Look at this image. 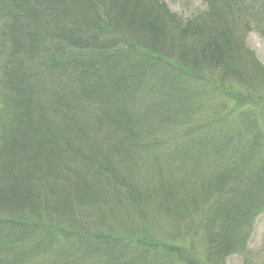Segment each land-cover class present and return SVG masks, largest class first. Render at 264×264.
<instances>
[{"label": "trees", "instance_id": "1", "mask_svg": "<svg viewBox=\"0 0 264 264\" xmlns=\"http://www.w3.org/2000/svg\"><path fill=\"white\" fill-rule=\"evenodd\" d=\"M210 4L207 20L217 42L208 36L197 49L183 48L180 66L185 74L230 65L239 72L250 64L242 50L232 49L231 33L251 24L247 18L253 10L258 15L255 24H264V0L242 8L232 0ZM161 11L174 16L160 0H0V87L8 113L5 124L0 115V264H24L39 251L67 249L71 239L96 258L92 264H194L175 245L135 244L97 233L82 239L61 229L71 223L75 203L74 209L88 203L98 208L117 197L110 204L124 198L140 204L148 193H138L129 176L143 162L144 173L158 180L161 200L171 207L166 211L179 214L187 209L191 197L179 188L196 176L201 177L200 194L224 189L213 216L203 221L209 249L224 255L242 249L253 219L264 211V164L250 167L251 152L243 154L239 139L228 149L240 147L226 156L219 147L211 150L217 162L207 166L145 161L155 148L154 134L163 132L167 122L161 110L151 117L140 109L142 97L159 90L162 80L188 81L167 57L180 54L182 45L161 42L164 35L157 32L172 29L179 39L193 43L203 25L198 19L194 24L193 19L172 20L171 25ZM259 28L264 35V27ZM147 136L151 145L143 144ZM204 139L215 140L211 135ZM50 180L60 182L61 192L40 196L44 181L51 189ZM238 182L244 188L233 192ZM30 195L36 196L35 204L29 203ZM32 205L43 208L39 212ZM23 214L33 219L26 222L19 218ZM53 217L58 227L49 224ZM53 227L60 230L54 232ZM238 233H244L242 240Z\"/></svg>", "mask_w": 264, "mask_h": 264}, {"label": "rangeland", "instance_id": "2", "mask_svg": "<svg viewBox=\"0 0 264 264\" xmlns=\"http://www.w3.org/2000/svg\"><path fill=\"white\" fill-rule=\"evenodd\" d=\"M160 1L174 15L168 17L161 11L170 24L172 20L178 19L180 23L193 19V24L195 19H198L203 24L199 28L201 33L198 35V42L194 41L193 43L191 39L187 41V37L179 39L175 30L158 29L157 35H164L161 42L170 41L171 43H167L176 47L179 44L182 45L180 54L176 51L175 54L167 55V57L176 63L185 74L180 66L181 62H184L183 55L186 53L183 48L188 45V48L197 49L201 41L213 34L209 27L210 20L207 19L210 15L209 10L212 8L210 3H216L217 0ZM259 1L261 0H232L233 4L239 8L248 4H257ZM223 11L225 12L224 9ZM253 12L254 10L247 18L251 24L239 26L233 32L234 34L231 33V41L235 44L232 49L234 51L242 50L250 64L239 69V72H235L234 67L230 68L231 65L222 68V70L212 69L209 66L208 68L203 67L201 72L190 71L191 75L185 74L188 78L186 84L179 81L163 82L162 80L159 90L150 93L149 96L142 97V105L140 104L138 107L148 111L151 117L161 110L160 117L166 118L167 122L165 123L167 127L163 132L160 131L159 135L154 134L157 137L152 140L155 148L151 147L149 156L144 157L146 163L148 161L152 164L178 165L182 161L183 163L196 162L207 166L217 162L210 155L211 150L219 147L221 155L226 156L240 147L238 144L236 147L228 149L230 144L235 145L239 139V143L245 146L243 154L251 152V156L247 158L251 163L249 166L255 170L264 164V35L259 33V27L263 28L264 24H255L254 20L258 15ZM238 21L240 23V19ZM258 25L260 26L258 27ZM3 27L4 24L0 20V32ZM211 37L217 42V33L216 36ZM173 50L175 51V49ZM254 72L256 74H253ZM5 95L6 93L0 87V115L3 114V120H1L2 123L4 121L3 124L6 123L8 114L4 110ZM140 127L139 124L136 128L139 130ZM208 135L213 136L215 140L205 141L204 137ZM145 138L147 139L143 141V144L151 145L153 143L149 136ZM192 140L201 141L195 144ZM146 168L147 165L143 162L129 176L133 185L139 190L138 193H148V196L142 199L140 204L135 200V203L133 200L126 201L124 197L122 202L113 204L110 202L118 200L117 197L107 200V206H98V208H95L93 203H88L80 209H74L75 203L72 207L75 214L71 216V223L67 224V227L62 226L61 229H65L66 233L72 236L74 232H77L82 239L97 233L98 237L112 236L114 239H118L119 236L127 238L126 241L135 244L146 241L175 245L179 247L180 253L189 257L194 264H264L263 210L253 219L249 235L244 236L242 249L229 255L212 253L213 251L209 249V241L206 236L208 233L204 231L205 222L203 221L208 216H213V205L218 204V201L226 193L225 190L212 192L208 196L200 194L198 184L201 177L200 175L196 176L190 179L188 184L185 183L182 188H179L182 195L191 197L188 205L186 204L187 209L181 210L179 214L166 211L171 207L167 208V202L161 200L160 190L155 185L158 180L150 174L144 173ZM33 182L38 184L36 179ZM45 185L44 181L40 186L42 188L38 193L40 196L44 195V191L61 192L60 182L50 180L49 187L52 186L51 189ZM241 188H244L243 183L238 182L233 186L232 191L235 192L239 189L238 192H240L243 190ZM246 190L248 191L249 188ZM29 199V203L35 204L36 196L30 195ZM147 200L150 201L146 202ZM24 204L26 205L25 202ZM33 206L38 209V206ZM47 207L49 208V204ZM42 208L43 206L38 211L40 212ZM45 213L48 212L45 211ZM185 216L187 217L184 218ZM19 218H26L24 220L26 222L33 219L26 214L20 215ZM56 221L58 219L53 217L49 224L58 227ZM55 227H53L54 232L60 230ZM243 234L238 233V240L240 238L242 240ZM95 241L97 240L90 242L95 243ZM68 243L71 245H68L67 249L66 247L51 248L50 253H47L48 249L39 251L24 264L93 263L94 257L90 253H83V248H80L72 239ZM179 262V264L188 263L185 260ZM168 264L173 263L169 262Z\"/></svg>", "mask_w": 264, "mask_h": 264}]
</instances>
